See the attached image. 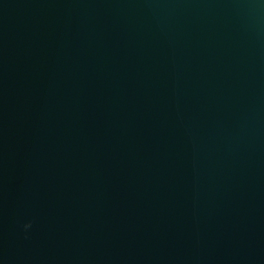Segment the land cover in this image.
Instances as JSON below:
<instances>
[{"label":"water","instance_id":"95a60500","mask_svg":"<svg viewBox=\"0 0 264 264\" xmlns=\"http://www.w3.org/2000/svg\"><path fill=\"white\" fill-rule=\"evenodd\" d=\"M0 264H264V0H0Z\"/></svg>","mask_w":264,"mask_h":264}]
</instances>
